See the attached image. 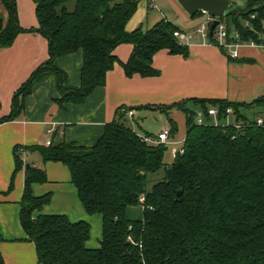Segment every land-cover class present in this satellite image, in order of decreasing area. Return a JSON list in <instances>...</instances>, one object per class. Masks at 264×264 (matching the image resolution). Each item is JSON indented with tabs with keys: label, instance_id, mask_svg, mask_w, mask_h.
<instances>
[{
	"label": "trees",
	"instance_id": "1",
	"mask_svg": "<svg viewBox=\"0 0 264 264\" xmlns=\"http://www.w3.org/2000/svg\"><path fill=\"white\" fill-rule=\"evenodd\" d=\"M2 1L8 21L0 29V48L12 45L22 32H39L49 42V59L16 91L12 111L0 123L21 115L33 85L45 75L55 77L61 92L57 102L63 107L67 102L83 103L104 86L116 63L129 77H147L159 74L153 66L159 50L190 55L188 45L174 36L180 27L171 20L164 18L147 30L126 29L140 0H74L72 6L71 0H34L39 26L30 29L19 23L16 0ZM228 17L229 41L264 44V0H246ZM210 41L215 43L214 38ZM122 43L134 45L126 62L114 53ZM77 50L83 51L81 85L73 87L57 60ZM213 106L222 112L232 107V118L239 122L249 119L254 107L264 106V97L250 102L192 98L145 106L167 115L177 107L186 115L184 152L172 156L170 163L165 154L172 145L147 141L144 136L156 135L140 134L134 129L136 115L127 116L130 109L143 107L121 106L93 146L64 138L49 145H17L15 172L25 170L20 221L36 246L38 264H264V130L253 121L241 128L198 124L196 111L207 114ZM168 122L170 136L176 138L178 124L171 116ZM23 151L38 152L44 161L69 168L87 212L103 216L100 247L87 246V221L36 214L51 200V193L35 196L32 188L35 182L47 181V172L28 167ZM161 170L163 177L149 189V176ZM135 206L142 207L141 218L129 217V207ZM0 264H5L1 252Z\"/></svg>",
	"mask_w": 264,
	"mask_h": 264
},
{
	"label": "crops",
	"instance_id": "2",
	"mask_svg": "<svg viewBox=\"0 0 264 264\" xmlns=\"http://www.w3.org/2000/svg\"><path fill=\"white\" fill-rule=\"evenodd\" d=\"M16 2L20 25L25 29L37 28L35 1ZM167 3V0H140L126 29L133 31L141 27L147 30L164 18L182 29L193 27V21L180 23L179 15L172 8L168 13L163 8ZM0 18L5 26L8 11L2 0ZM188 47V57L172 54L169 49L159 50L153 57V66L159 70L156 76L135 74L129 77L124 67L116 63L107 73L105 85L96 88L80 104L67 102L60 106L57 101L61 92L55 77L45 75L33 85L21 115L0 123V252L5 264H38L36 246L20 221L25 170L15 172L14 150L17 145H45L48 140L64 138L93 146L103 135L105 126L116 119L121 106L143 107L135 109V120L145 119L150 112L159 113L164 122L159 132L169 127L168 116H171L179 127L176 138L183 139L186 135L183 111L174 107L167 115L145 106L171 105L192 98L250 102L264 97V44L241 42L237 46L238 56L232 59L219 45L204 42L198 35ZM133 49L132 43H122L114 53L126 62ZM48 59L49 42L39 32H22L12 45L0 48V118L11 113L16 91ZM57 63L66 72L69 85L79 87L83 51L62 55ZM23 158L27 164L43 167L47 172L46 182H35L32 186L35 196L51 193L50 202L36 214H65L72 222L87 221L90 224L87 246L100 247L103 216L87 212L69 168L62 162L44 161L38 152L28 151ZM128 214L132 219L141 218L142 207H129Z\"/></svg>",
	"mask_w": 264,
	"mask_h": 264
},
{
	"label": "built area",
	"instance_id": "3",
	"mask_svg": "<svg viewBox=\"0 0 264 264\" xmlns=\"http://www.w3.org/2000/svg\"><path fill=\"white\" fill-rule=\"evenodd\" d=\"M202 16L200 17V22L191 28L186 29H178L174 31V36L177 40L185 45H189L195 39V36H200L204 42L213 43L210 41V38H214L216 45H219L231 55V57L238 56L237 46L239 42H231L229 41V34L227 30V23L224 22L222 19H219L218 24L215 26L213 30V35L211 36V26L212 23L217 19L216 17L212 16L207 12L202 11ZM255 44L256 43H251ZM136 115L135 109H130L127 112L128 117H134ZM207 115L209 117H207ZM235 116V111L232 107H228L225 112H222L219 107H210L207 114L204 110H197L196 111V119L198 124H206L212 123L213 125H235L237 128H241L244 124L253 123L264 130V111L258 112L257 114H253L252 117L249 119H241V121L237 122L236 119L232 117ZM170 127H166L162 129L155 137L151 136H144L147 141H151L153 143H161L165 145H172L171 154L173 157H176L178 154L184 152V148L181 144L184 142L185 138L178 139V138H171L170 136ZM51 143L50 140L46 142L47 145ZM25 155V151H23ZM143 199V198H142Z\"/></svg>",
	"mask_w": 264,
	"mask_h": 264
},
{
	"label": "rangeland",
	"instance_id": "4",
	"mask_svg": "<svg viewBox=\"0 0 264 264\" xmlns=\"http://www.w3.org/2000/svg\"><path fill=\"white\" fill-rule=\"evenodd\" d=\"M167 6L165 5L163 8L170 13V9L172 8V11H174L176 13V15H179V22L183 23L184 21H193L195 22V24L193 26H195L196 24H198L200 22V18H192L188 15V13L183 9V7L181 6V4L177 1V0H167ZM74 3V0H71L69 2V6H72ZM165 10H163L162 12H165ZM155 12L157 13L158 11L155 10ZM154 12V13H155ZM159 13V12H158ZM158 16H160V14H158ZM162 17V16H161ZM224 20V22H227L229 20H231V17H224L222 18ZM182 26V25H180ZM254 110H250L248 111V114L252 117L253 113L255 112H262L264 111V106H259V107H254ZM259 110V111H256ZM164 122L160 120V116L159 113L155 112H150L147 114V117L143 120H136L134 123V127L136 128V130L138 132H142L144 134H151V135H157L159 130L162 128ZM171 149L172 146L168 147L167 152L165 154V161L167 163H170L172 161V155H171ZM27 153V152H26ZM25 153V154H26ZM163 173L164 171L161 170L158 173L155 174H151L149 176V180H148V188L151 189L152 186L154 185V183H156L158 180H161V178L163 177Z\"/></svg>",
	"mask_w": 264,
	"mask_h": 264
},
{
	"label": "water",
	"instance_id": "5",
	"mask_svg": "<svg viewBox=\"0 0 264 264\" xmlns=\"http://www.w3.org/2000/svg\"><path fill=\"white\" fill-rule=\"evenodd\" d=\"M190 17L195 16L198 12L203 11L211 14L217 19L212 23L211 36L213 30L218 24L219 19L227 17L237 8L244 7L246 0H177ZM3 27V19L0 18V29ZM140 118V117H138ZM29 167L30 164H27ZM181 195V192L178 193Z\"/></svg>",
	"mask_w": 264,
	"mask_h": 264
}]
</instances>
